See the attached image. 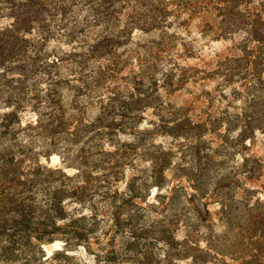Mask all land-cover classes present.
<instances>
[{
	"label": "trees",
	"instance_id": "16d2710c",
	"mask_svg": "<svg viewBox=\"0 0 264 264\" xmlns=\"http://www.w3.org/2000/svg\"><path fill=\"white\" fill-rule=\"evenodd\" d=\"M223 124L221 148L264 135V0H0V264H220L211 190L184 179L216 164L199 142ZM237 166L263 209L264 156Z\"/></svg>",
	"mask_w": 264,
	"mask_h": 264
},
{
	"label": "rangeland",
	"instance_id": "374dc122",
	"mask_svg": "<svg viewBox=\"0 0 264 264\" xmlns=\"http://www.w3.org/2000/svg\"><path fill=\"white\" fill-rule=\"evenodd\" d=\"M136 37L138 39L139 34H137ZM239 37L240 35H237L236 41H238ZM233 42L234 41L229 40L226 42L213 43L212 48L207 50L206 52L210 50L212 51L208 56H212V53L225 56L230 52V50H232L234 44ZM197 88L203 89H201V91H198L195 95L197 97L196 99H200V101H197V104L195 105L196 109L193 114L195 116H206V105H204L202 100L206 95V92L208 90H212L214 88V85L205 82L199 84ZM193 99L194 98L188 94L187 90H184L183 92H180L172 97V101L180 106L185 104L192 105ZM220 128L221 133L219 132L217 134H205L204 139L200 140L199 142L203 145L202 155L211 153V155L215 157L216 164L212 163L209 166L210 170L207 172L204 179L194 181L193 179L186 178L184 179V182L187 184V186H191V184H199V181H201L203 183L204 189L207 186L211 190L203 191V193H200L201 197H199L209 203V207L211 209V212L213 213V217L217 220V226L215 228L216 235H218V237H221V235L223 237L226 236L225 239L228 248L224 250L220 255H218L219 258H223V260L220 261V264H264V208L255 210L253 211V213H251L250 207L246 206V203L248 204V202L246 201L248 200L246 199L248 190L254 186H256L259 191H261V189L256 183L245 180V177L248 176L247 174L246 176L241 174L242 171H248V169L246 170L245 168H237L238 164L243 163L244 156H264V135L258 134V139L256 140V145L254 146H251V140L248 139L241 142V145H235L233 148H231L230 146H226L227 148H221V146L225 144L223 139L226 138L225 136L228 126L227 124H223ZM234 136H236L235 133L231 134L230 141L232 143H236V140H234ZM158 141L164 143L166 146H169L171 143L177 142L178 139H174L173 137H160ZM180 141H183V139L181 138ZM219 150L221 152L220 154L223 155H216V151ZM190 152L191 151H187L188 155L184 157L183 160L184 162L187 161L189 164H194L193 159H191ZM225 154L228 155V157L225 156ZM221 160H227L229 162L225 165H220ZM204 161L205 159H203V162ZM45 162L50 163V165L53 167H66L60 155H54L52 156L51 160H45ZM68 171L70 173L75 172L74 169H68ZM233 171L234 174L231 175V172ZM228 175H231L230 177L232 178L231 180L233 183H231V185L227 183L229 180H223V178ZM204 184H206V186ZM224 184L227 185L225 186ZM219 185L223 189V192L230 193L229 198H231L232 200H230V202H232V204L234 205V209L232 210L230 215V223L226 222V224H223L219 221V219L221 218V214L218 215L219 211H221L219 202L222 201L221 194L223 193H221L219 189L216 191H212ZM156 193L157 192L155 190L154 195ZM154 195L151 198L152 201H155ZM251 216L254 217L251 218ZM254 222L257 223L251 226ZM207 233H209V231H207ZM61 247L62 244L57 243L54 246L49 247L48 249L52 250ZM184 264L188 263L184 262Z\"/></svg>",
	"mask_w": 264,
	"mask_h": 264
}]
</instances>
